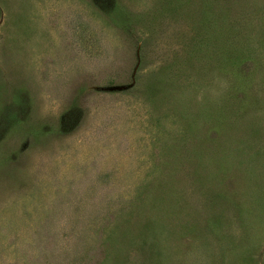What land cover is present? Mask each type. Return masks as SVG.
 Segmentation results:
<instances>
[{
	"label": "rangeland",
	"instance_id": "obj_1",
	"mask_svg": "<svg viewBox=\"0 0 264 264\" xmlns=\"http://www.w3.org/2000/svg\"><path fill=\"white\" fill-rule=\"evenodd\" d=\"M164 1L0 0V264H264V0Z\"/></svg>",
	"mask_w": 264,
	"mask_h": 264
},
{
	"label": "trees",
	"instance_id": "obj_2",
	"mask_svg": "<svg viewBox=\"0 0 264 264\" xmlns=\"http://www.w3.org/2000/svg\"><path fill=\"white\" fill-rule=\"evenodd\" d=\"M164 4L163 5H165L166 6V8H164V9H161L160 7H158L159 8V10L163 13V12H165V11H170L171 10V6H172V4H171V0H167V1H164L163 2ZM161 5V4H160ZM111 7V6H110ZM110 7H108L107 5H105V6H103V9L106 11L107 9H113V8H110ZM173 7V6H172ZM140 44H141V40H139V41H137L136 43H135V46H137V47H139L140 46ZM137 47H135V50H134V53L132 54V57L134 58V63H133V66H132V68H131V71H132V73H130V82L127 84V85H132L133 84V82L135 83V79H134V77H135V75H136V72L138 71V69L140 68V67H136L137 66V64H138V62H139V59L140 58H142L143 57V55H144V53H143V51L141 50V48H138L137 50H136V48ZM130 71V72H131ZM134 71V72H133ZM129 76V75H128ZM125 83H121V81L120 82H118L117 83V81H110V84H108L107 86H105V87H107V88H112V87H115V86H127Z\"/></svg>",
	"mask_w": 264,
	"mask_h": 264
}]
</instances>
